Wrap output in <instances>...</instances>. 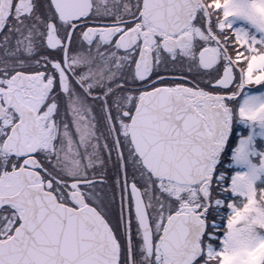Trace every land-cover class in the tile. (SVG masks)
Segmentation results:
<instances>
[{
    "label": "snow or ice",
    "instance_id": "6c2138e0",
    "mask_svg": "<svg viewBox=\"0 0 264 264\" xmlns=\"http://www.w3.org/2000/svg\"><path fill=\"white\" fill-rule=\"evenodd\" d=\"M0 264H264V0H0Z\"/></svg>",
    "mask_w": 264,
    "mask_h": 264
}]
</instances>
